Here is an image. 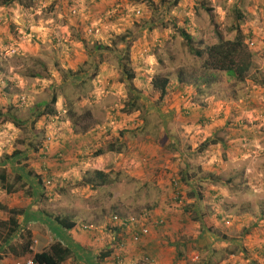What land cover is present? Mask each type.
<instances>
[{"label": "rangeland", "instance_id": "374dc122", "mask_svg": "<svg viewBox=\"0 0 264 264\" xmlns=\"http://www.w3.org/2000/svg\"><path fill=\"white\" fill-rule=\"evenodd\" d=\"M19 1L30 4L33 0ZM42 1L48 2V5L42 9L43 13L48 15L55 11L54 7L59 1L65 2L64 8L66 6L71 19H66L64 22V18L56 16L50 24L62 20V26L67 28V32L63 33L57 29L59 35H54L51 37L52 41L45 42L43 38L33 33L35 37L33 39L29 37L28 41L41 44L40 52L45 50L43 53H38L39 56H18L8 53L7 47H10V43L0 48L1 92L5 90L6 85L11 84L14 76L8 64L19 68L15 70L20 74H40L48 80L47 85L44 87L39 85V88H36L40 92L43 90L41 93H32L30 86H27L29 88L27 95L31 96L29 105L27 99L23 107H15L14 103L18 105V101L14 100L11 89L5 92L8 93L5 97H0V170H4L8 175L7 189L0 183V256L6 261L0 264H17L33 258L32 254L16 256L8 249L9 247L17 248L18 253H21L22 246L28 242H33L31 250L34 253L50 248L56 240V233L53 229L48 228V230L46 224L39 220L41 215L52 222L55 221L54 217L58 216L75 223L78 237L85 238L87 244H90L83 248L80 241H74V247L80 248L81 260L86 261L87 264H116L119 258L123 259V264L127 262L124 254L127 246L130 245L131 234L112 223L111 216L114 213L127 217L135 216L140 223L148 227L149 233L176 231L177 237L168 238V242L172 245L180 242L177 246L178 257L185 256L187 264H194L190 261V256L198 253L194 244H190L192 238L190 234L193 236L201 234L203 238L208 239L209 245L216 244L217 241L224 242H220L223 244L222 247H215V254L209 260V252H203L199 263H207L208 260V264H217L214 260L217 258L221 259L220 264L226 250L229 254L241 255L243 251L250 252L248 246L264 244V241H261L264 239V224L260 223L264 216L263 199L259 200L262 206L257 203L256 207L251 208L246 205L247 200L242 198L240 206L227 209L224 207L223 199L211 193L214 192L211 190L215 189H209L210 191L207 192L206 183H190V168L188 171L182 166L175 171L166 169L164 182L158 183L149 181V177L144 179L116 169L113 158L99 160L96 163L94 156L97 150H104V155L110 156L108 152L111 147L122 148V142H125L124 146L127 143L135 146L149 145L154 148L166 146L167 150L172 149L171 163H182L178 160L184 159L185 156L173 151L175 144L172 139L176 138H171L168 132H170L169 128L183 129L190 125V115L187 114L191 110L190 103L194 97L191 92L194 94L199 87L204 90L202 94L212 92L221 102H225L230 96L239 97L243 93L250 92L252 104L257 110L264 111V94L254 89L250 83L254 79L264 80V67H262L264 66V1ZM2 2L5 0H0V5ZM89 7L93 11L92 18L86 20L82 14L88 11ZM59 8L56 10L58 11ZM138 10L141 12L140 15L136 14ZM11 25L9 21L1 22L0 33L10 32ZM236 27L245 34L248 48L254 54L253 69L243 82L229 77L225 72L205 70L204 59L189 53L180 34V30H187L193 37L195 46L206 49L217 43L221 35L225 40L233 39ZM94 30H99L100 33L91 34ZM29 33H32L30 29ZM9 41L12 45L13 41ZM79 41L85 44L77 46L73 43ZM144 41H147L146 45H142ZM98 42H103L102 48L99 49L101 53L95 51ZM143 46L151 48L149 57L141 56ZM72 49L86 51L87 60L79 65L78 71H75L77 73L71 71V74L86 73L88 78L93 79L98 72H109L105 81L106 83L110 81L111 84L105 90L110 94L117 91L112 88L113 81L125 86L127 97L124 111L129 113V121L124 127L109 130L111 122L107 116L95 120L94 122L97 121L100 127L104 128L101 129L96 141L90 142L89 139L80 138V131L91 127L94 122L92 123L87 112L78 114L76 111L77 100H81V95L90 97L93 87L81 89L79 84L75 85V83H67L65 86L56 85L60 75L58 72L60 57L57 50L61 53ZM104 61L109 62L112 67L101 69L98 63ZM144 65L149 67L147 75L155 84L168 80L164 95L154 88L155 92L152 91L149 95L143 94L142 90L141 97L138 91L135 93L129 89V86L134 84V80L130 81L127 78L128 73L134 74L135 77L139 74L145 79L142 76L145 71H142ZM258 68H263L260 75ZM124 70L127 73H124ZM201 78L206 79L200 83L197 80ZM208 80L214 81L209 87ZM183 82L189 85V89L181 88ZM27 95L21 94L19 97ZM184 95H187V98L186 96L182 98ZM62 96L67 100H62L59 102L60 105H57L56 103L63 99ZM10 98L14 103L10 102ZM53 99L56 101L54 102ZM35 100L38 103L43 102L39 106L40 109L33 108L31 103ZM244 103L242 101V104ZM9 104L12 105V109L8 111L11 115H7ZM174 105L179 108L178 113L172 109ZM42 108L44 112L38 113ZM64 110H67L66 113H63ZM69 118L72 121L70 124L67 123ZM163 127L168 131L163 132ZM60 129H64L61 142L58 141V135L53 132ZM204 143H199L198 151L204 150L202 147ZM81 144L86 148L77 150ZM183 147L190 153V138ZM14 153L23 154L19 161L15 159L11 161ZM185 159L190 166L188 153ZM116 160L119 162L121 159ZM99 166H104V169H97ZM129 166L135 169L133 162ZM96 171L108 174L110 181L108 185L98 187L95 184L99 179L90 183ZM21 172H25L27 178L30 177L31 181H26L34 184L32 187L35 194L31 195L28 183L17 179ZM39 178L42 179L43 185L39 184ZM174 178L179 179L183 187L182 204L174 198L172 185ZM35 185L38 187L35 188ZM200 188L204 189L202 196L199 193ZM40 189L41 193L38 192ZM11 209L25 210L23 215L15 216L20 228L12 236L10 233L13 226L9 222ZM161 219L165 220V224L155 226L154 222ZM227 221H230L229 225ZM82 223L92 224L95 229L81 231L77 226ZM257 249L261 257L260 261H264V246L262 250L259 247ZM108 250H111V255L104 258L103 254ZM140 260L141 263L148 264L153 258L142 254ZM73 263L74 260L68 264ZM254 263L258 264L257 261Z\"/></svg>", "mask_w": 264, "mask_h": 264}, {"label": "crops", "instance_id": "0c3cea01", "mask_svg": "<svg viewBox=\"0 0 264 264\" xmlns=\"http://www.w3.org/2000/svg\"><path fill=\"white\" fill-rule=\"evenodd\" d=\"M71 3L73 4V1H71ZM46 5H48V2L42 0L39 2L33 0L30 4H24L19 0L11 3L2 2L0 5V23L9 21L10 24H12V27L10 32L4 34L2 32L0 33V48L10 43V47H7L8 53L17 54L18 56H39L37 55L38 53H43L45 51L42 50L40 52L41 44L29 42V36L24 34L34 33L43 38V42H45L52 41V36L59 35L60 32H57V29L63 33L67 32V28L62 26V20H58L56 24H50L51 20L56 16L64 18V22L66 19H71L68 15L66 6L64 8L65 2L59 1L54 7L55 11L50 15L43 13L42 9L46 7ZM91 7L88 8V11H84L82 14L86 20L92 18L93 11ZM58 8L60 10H58L59 12L56 10ZM29 29L32 33H29ZM11 32L12 34H10ZM47 38L49 39L47 40ZM9 40L13 41L12 45ZM73 43L77 46H83L85 44L82 41ZM144 43L142 45H146L147 41H144ZM102 44L103 42H98V44H96V52L98 51L101 53L99 49L102 48ZM143 47L144 50L142 51L141 56L144 58L149 57L148 54H150L149 51L151 48ZM57 54L60 57V65L58 66V72L60 75L57 78L58 84L56 85L65 86L67 83H75V85L79 84L81 89H83V87H93L90 97L81 95V100H77L78 104H76V107L78 110L76 109V111H78V114L87 112L92 123L101 117L107 116V119H110L111 122L109 130L112 128L117 129L118 127H124L130 117L129 113L124 111V104L127 97L125 86L113 81L112 88H114V90L117 89V91L116 93L111 92L110 94L105 90V88H109L111 84L110 81L107 83L105 81V77L110 74L109 72H98L97 76L93 77V79L88 78L86 73L71 74V71L77 73L75 71H78L80 67L79 65H82L81 63H85L87 60L86 51L80 52L77 49H72L60 53L59 50H57ZM98 65L99 67H102L101 69H104V67H112L111 64L106 61H104V63L99 62ZM8 66L9 69L13 71L12 74L14 76L11 79V84L6 85L3 92L0 90V97H5V95L8 94L5 92L11 89L14 100L18 101V105L13 102L12 98L9 99L10 102L14 103L15 107H23L19 96L21 94L27 95V91H29L27 86H30V91L32 93H41L43 90L40 92V90L36 88L39 85V87H44L47 85L48 80L42 75L40 77H33V74H20L17 72L18 70H15L19 69L15 68V65L8 64ZM95 67L97 68V66ZM261 69L263 68L257 69L258 75L263 71ZM143 70L145 71L142 76L145 79L141 78L138 74L135 77L133 84L134 88L137 89H134V91H138V95L141 97L143 96L141 93L142 90L145 95L151 94L152 91L155 92L154 82L149 80L147 75L149 67L144 65L142 67V71ZM147 79L149 81H147ZM202 80L204 79L197 81L202 83ZM213 82L214 81L212 80H208L207 86H211ZM250 83L253 85L254 89L264 94L263 79L260 78V80L257 79L256 81L254 79L251 80ZM181 88L189 89V85H186L183 82ZM203 91L204 90L199 87L194 94L191 92V95H194V97L192 98V103H190L191 110L187 114L190 115V125H187L186 128L184 127L183 129L178 127L169 128L170 132H168L170 133L171 138H176L172 139L175 144V146H173L175 147V150L173 149V151H176V154L185 156V158L188 153V155H190V166L187 164L185 158L178 160L182 163H171L170 158L172 156L170 154H172V149L167 150L166 146L161 145L160 147L158 146L154 148L149 145L135 146L132 143L127 142L126 146H124L125 142H122V148L115 149L111 147L108 152V154H111L110 156L101 155L96 157L95 162L98 163L99 160L103 161V159L113 158L114 163H116V169H121L123 172L130 173L133 176L137 175L144 179H148L149 177V181L158 183L164 182L167 172L166 169L175 171L179 166H182L188 171L190 168V183H206V186L208 187L207 192L210 191L209 189H215L211 190L214 191L211 193L218 195L223 199L225 208H237V206H240L242 198L247 200L246 205L249 207L251 206V208L256 207L257 203L262 206V202H259V200H264V158H262V154H264V128H262L264 126V111L257 110L255 105L252 104L253 100L250 99V92L243 93L239 95V97L230 96L225 102H221L220 99L215 98L214 93L209 92L208 94H202ZM257 94L259 93L257 92ZM185 96L187 98V95H184V97L182 96V98H185ZM24 97L28 99L27 105H29L31 96L27 95ZM17 98L19 100H17ZM62 98L63 99H60V101L56 103L57 105H60L59 102L62 100H67L63 96ZM5 100L7 101V99ZM242 101L245 103L242 104ZM31 104L33 105V108L40 109L39 106H41L43 102L38 103L35 100V102ZM43 108L38 113L44 112ZM11 109L12 105L9 104L7 112ZM172 109H174L175 113L179 112V108L175 105L172 106ZM66 111L67 110H64L63 113H66ZM36 114L35 117L38 115ZM7 115L11 114L8 112ZM71 122L72 121L69 118L67 123L70 124ZM101 129L104 128L100 127L96 121L91 127L80 131V138L82 140L89 139L90 142L91 140L96 141L101 134ZM177 130L179 132H177ZM162 131L164 132L168 130L166 127H163ZM53 132L58 135V141L61 142L64 135V129L58 131L53 130ZM178 137H181L182 139H177ZM188 138H190V153L188 149H184L183 147L184 143H187ZM208 139L215 140V143L209 145V147H206V149L202 151H198L197 147L199 143H204ZM182 141H184V143H182ZM85 148L84 144H81L77 150ZM116 159L121 160L118 162ZM131 162L134 163L135 169L133 166H129ZM97 169H104V166H99ZM150 170H155V172H150ZM199 193L202 196L204 194V189L200 188ZM41 216L39 217V220H42L43 223L48 226L45 225L47 229L50 228L54 230L56 233V240L63 242L74 252V241H80V244L82 245L81 247L83 248L90 245L84 240L85 238L78 237L75 227L68 231L63 229L58 223H56V221L52 222L49 218ZM62 231L64 232L63 234ZM175 237H177L176 231L165 230L158 231L157 233L150 232L147 236H144L139 243H134L130 239V245L127 246V250L124 254L126 257L125 260H127L126 263L144 264L141 263L140 259L142 254H147L152 256L157 264H187L185 256H182L183 258H180V256L178 257L177 246L180 245V242L177 240L178 242L174 245L168 242V238L174 239ZM190 237H192L190 238V244H194L196 252H198L193 253V255L190 256V261L194 262V264L197 262L199 263L203 252H209V260L215 254V247L219 248L223 245L220 243L223 241H217L218 243L209 245L208 239L203 238L201 234H196L194 236L190 234ZM260 238L261 236L259 239ZM261 241H264V239ZM263 246L264 244L248 246L250 252L247 253L243 251L241 255L229 254L226 250L224 252L225 256L220 264H255L254 261H257L258 264H264L263 260L260 261L261 257L259 256V250L257 249V247H259L260 250H262ZM244 247L247 246L244 245ZM252 247H254V249ZM80 255L81 254L76 253L75 260H78V262H74L73 264H87L86 261L81 260ZM208 260L207 263L201 262L199 264H208ZM214 260L219 264L221 259L215 258ZM2 262L5 263L6 261L2 260Z\"/></svg>", "mask_w": 264, "mask_h": 264}, {"label": "trees", "instance_id": "16d2710c", "mask_svg": "<svg viewBox=\"0 0 264 264\" xmlns=\"http://www.w3.org/2000/svg\"><path fill=\"white\" fill-rule=\"evenodd\" d=\"M17 0H5V2H14ZM180 34L182 38L185 41L186 47L188 48V51L191 55L197 57V58H203V68L205 70H212V71H220L225 72L229 77L234 78L238 81H245L247 75L250 73V71L253 69L254 61H253V52L249 50L248 45L246 43L247 37L242 32V30L239 27L235 28V37L233 39L225 40L222 35L219 36V41L211 46H209L206 49H201L199 47L195 46V41L190 33H188L187 30H180ZM33 35V34H29ZM220 35V34H219ZM124 73H127L124 70ZM33 77H40V74H33ZM127 78L131 80H134L135 75L132 73H128ZM202 79V78H201ZM206 79V78H204ZM168 80H165L162 83H154V88L158 91L162 92V95L166 92ZM129 89L135 93L137 91H134V86L130 85ZM137 90V89H135ZM55 102L56 100L53 99ZM22 102V98H21ZM40 116V114H39ZM215 140H208L206 141L202 147L205 149L207 146L214 144ZM104 150H97L94 153L95 157H99L101 155H104ZM23 154H17L14 153V156L11 158V161L15 159L16 161L20 160V157ZM17 179H20L21 181L30 180V177L27 178V175L25 172H21L20 176L17 177ZM97 179H99L98 183L95 184L98 187L108 185L109 184V178L108 174L102 172V171H96L94 174V179L90 180V183L93 181L95 182ZM31 181V180H30ZM39 184L43 185L42 179H38ZM0 183L4 185V187L7 189L8 186V175L5 173L4 170H0ZM29 184V183H28ZM31 188V195L33 193V187L34 184H29ZM38 185H35V188H37ZM95 187V186H94ZM29 188V191H30ZM39 189V188H38ZM41 193V189L38 191ZM35 194V193H33ZM11 214V218L9 219V222L12 224L13 229L10 233V236H12L14 233L17 232V230L20 228L19 222L17 219H15V216L23 215L25 213L24 209H11L9 210ZM56 223H58L63 229H66L68 231L74 229L75 223L70 222L68 220L62 219L58 216L54 217ZM33 242H28L25 246H22L21 253L17 252V248L9 247L8 249L16 256H25L28 254H32L33 258L32 261L34 264H67L70 261L75 262L76 253L80 254L79 249L77 246H75L74 250L75 252L67 247L63 242L55 240V242L50 246L48 250H43L37 253H34L31 250V245ZM111 250H108L105 252L104 258L111 255ZM118 259V258H117ZM122 259V258H121ZM3 258L0 256V263L2 262ZM123 260V259H122ZM78 261V260H76ZM154 261V260H153ZM118 264V260L116 262Z\"/></svg>", "mask_w": 264, "mask_h": 264}, {"label": "built area", "instance_id": "2783aa9c", "mask_svg": "<svg viewBox=\"0 0 264 264\" xmlns=\"http://www.w3.org/2000/svg\"><path fill=\"white\" fill-rule=\"evenodd\" d=\"M140 11H136L137 15H140ZM94 35L99 34L100 31L99 30H94L92 31L91 34ZM30 38H34V35H30ZM27 99L25 97H22V106H24L26 104ZM173 189H174V198L176 201H178L180 204H182V202L184 201V192H183V187L182 184L180 182L179 179L174 178L173 182ZM111 221L114 225L120 227L122 230L129 232L131 234V241L134 243H139L142 238L146 235L149 234V229L147 226H145L144 224L140 223V220L138 218H136L135 216H131V217H127V216H122L120 214L114 213L111 216ZM261 224H264V216L260 221ZM155 226H161L165 224V220L161 219V220H157L154 222ZM230 224V221H227V225ZM80 228L81 231H91L93 229H95V227L92 224L89 223H82L79 226H77ZM149 262L151 264H157L155 261L153 260H149ZM17 264H34V262L32 261V259L26 261V262H18ZM118 264H123V260L121 258L118 259Z\"/></svg>", "mask_w": 264, "mask_h": 264}, {"label": "clouds", "instance_id": "9594fccd", "mask_svg": "<svg viewBox=\"0 0 264 264\" xmlns=\"http://www.w3.org/2000/svg\"><path fill=\"white\" fill-rule=\"evenodd\" d=\"M120 228V227H119Z\"/></svg>", "mask_w": 264, "mask_h": 264}]
</instances>
